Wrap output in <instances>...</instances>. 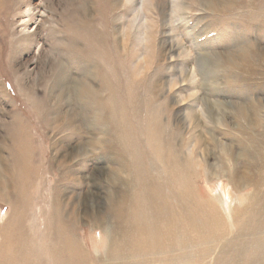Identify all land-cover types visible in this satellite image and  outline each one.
<instances>
[{"label": "rangeland", "instance_id": "rangeland-1", "mask_svg": "<svg viewBox=\"0 0 264 264\" xmlns=\"http://www.w3.org/2000/svg\"><path fill=\"white\" fill-rule=\"evenodd\" d=\"M245 55L255 68L243 67ZM263 118L264 0H0V264H53L47 223L55 194L63 212L68 202L77 209L82 264H264V169L253 149ZM18 136L38 177L24 187L12 164ZM238 171L247 189L231 181ZM149 188L173 232L157 251L128 245L114 253L104 235L111 213L101 223L99 213L112 192L145 201ZM144 201L131 213L151 210ZM202 212L222 218L214 250L209 242L219 237L191 225L206 223Z\"/></svg>", "mask_w": 264, "mask_h": 264}, {"label": "bare ground", "instance_id": "bare-ground-1", "mask_svg": "<svg viewBox=\"0 0 264 264\" xmlns=\"http://www.w3.org/2000/svg\"><path fill=\"white\" fill-rule=\"evenodd\" d=\"M30 11H31V8H29V11H28V13H30ZM251 57V56H250ZM232 59V58H231ZM233 60V59H232ZM244 60V62L243 63H245V66H243V67H246V64H252V62L253 61H251V59L249 60V56L248 55H245L244 57L242 56V61ZM253 65V64H252ZM229 67H230V65H229ZM253 66H251V67H246V68H248V69H250V68H252ZM260 67V66H259ZM253 68H255V67H253ZM234 70V69H233ZM196 74V69H192L191 70V75H195ZM235 93V92H234ZM195 98V97H194ZM198 99V98H197ZM204 101V100H203ZM254 102V101H253ZM207 104V103H206ZM204 105H205V103H204ZM198 108V107H197ZM244 108H245V106H244ZM199 109V108H198ZM250 109V108H249ZM211 109H209V106L208 107H205V108H201L200 109V112H201V114L205 117V119H208V114H210L211 113V111H210ZM239 110V109H238ZM251 111V110H250ZM253 111V110H252ZM238 112V111H237ZM240 112V111H239ZM247 112V111H246ZM248 112H249V110H248ZM231 113V112H230ZM215 114V113H214ZM250 114H251V112H250ZM191 115V114H190ZM226 115V114H225ZM243 115V114H242ZM199 116H201V115H199ZM253 116V115H252ZM210 117V116H209ZM215 117V116H214ZM246 117V116H245ZM248 117V116H247ZM229 118V117H228ZM190 119H191V116H190ZM190 119H188L189 121H191ZM195 119V118H194ZM214 119H216V118H214ZM222 119H224V118H222ZM240 119V118H239ZM246 119V118H245ZM248 119H249V117H248ZM264 119V118H263ZM202 120H204V119H202ZM196 121V120H195ZM228 121V120H227ZM251 121H252V119H251ZM194 122V121H193ZM208 122V121H207ZM221 122V121H220ZM245 122V121H244ZM243 122V123H244ZM191 123V122H190ZM196 123V122H195ZM209 123V122H208ZM219 123V122H218ZM238 123H239V121H234V126H237L238 125ZM247 123H249V122H247ZM251 123V122H250ZM69 124V123H68ZM204 124V123H203ZM217 124V123H216ZM220 124V123H219ZM253 124V123H252ZM263 124V123H262ZM156 125V124H155ZM211 125V124H210ZM225 125V124H224ZM158 126V125H157ZM157 126H155L156 128H157ZM193 126V125H192ZM204 126V125H203ZM212 126V125H211ZM232 126V125H231ZM213 127V126H212ZM226 127L227 128H230L228 125H226ZM240 127V126H239ZM244 128V127H243ZM243 128H241V129H243ZM154 129V128H153ZM232 129H233V127H232ZM232 129H229V130H232ZM238 129V128H237ZM216 130H219V128L218 129H216ZM223 131V130H222ZM225 132H227V131H225ZM228 134V133H227ZM229 135V134H228ZM233 135V134H232ZM238 135V134H237ZM22 136V135H21ZM154 137H156V136H154ZM209 137V136H208ZM231 137V136H230ZM15 138V137H14ZM115 138V137H114ZM207 138V137H206ZM232 138V137H231ZM234 138V137H233ZM262 138H263V140L262 141H260V142H258L257 143V145H254V143H253V149L255 150V151H257L258 152V157L257 158H255V162L254 163H256V167H258V168H263L264 169V153H261V154H259V151L260 150H262L263 149V144H264V133L262 134ZM154 139V138H153ZM225 139V138H224ZM237 139L238 138H236V141H237ZM18 140H21L22 141V143H20L19 141H18V144H17V141H16V138H15V143H16V145L14 146V149H13V151H12V157H14V161H13V166H14V170L16 171V178L19 180V182H21V186L22 187H24V186H27L28 185V182L32 179V178H34V177H32V175H31V169H29L28 168V163L26 162H24L25 160H26V158L27 157H29L28 156V144H27V139L26 138H19V136H18ZM209 140V139H208ZM211 141H213V140H211ZM215 141L217 142V140L215 139ZM124 142V141H123ZM238 142V141H237ZM93 143V142H92ZM235 143V142H234ZM231 144V143H230ZM78 145H80V144H78ZM247 145V144H246ZM245 145V146H246ZM86 146V145H85ZM127 146V145H126ZM232 146H233V144H232ZM16 147V148H15ZM87 147V146H86ZM91 147H93V146H91ZM122 147H123V145H122ZM131 147H133V145L131 146ZM194 147V146H193ZM227 147V146H226ZM195 148V147H194ZM228 148H229V146H228ZM75 149H77V148H75ZM86 149V148H85ZM123 149V148H122ZM125 149V148H124ZM131 149V148H130ZM154 149V148H153ZM191 149V148H190ZM233 149H234V147H233ZM233 149H227V153H229V155H232V157L233 158H235V151H233ZM12 150V149H11ZM102 150H104V147L102 148ZM134 150H135V148H134ZM133 150V151H134ZM142 150V149H141ZM83 150H82V148H81V152H82ZM86 151V150H85ZM126 151H127V149H126ZM139 151V150H138ZM251 151V149L248 151V153ZM75 152H76V150H75ZM80 151H78V153H79ZM84 152V151H83ZM109 152V151H108ZM130 152V151H129ZM135 152V151H134ZM141 151H139V153H140ZM191 152V151H190ZM193 152V151H192ZM204 152H205V150H204ZM214 152V151H213ZM224 152V151H223ZM222 152V153H223ZM252 152V151H251ZM77 153V152H76ZM110 153V152H109ZM119 153H121V152H119ZM128 153V152H127ZM245 153H247V151H245ZM123 154V153H122ZM125 154V153H124ZM133 154V153H132ZM131 153H130V155H132ZM135 154V153H134ZM140 154H142V152L140 153ZM201 154V153H200ZM220 154V153H219ZM224 154V153H223ZM81 155V154H80ZM126 155V154H125ZM259 155H262V157H260ZM1 156V155H0ZM118 156V155H117ZM120 156V155H119ZM128 156V155H127ZM144 156H146V155H144ZM152 156H153V154H152ZM197 156V155H196ZM148 158L147 159H149V157L150 156H147ZM154 157V156H153ZM160 157V156H159ZM202 157H203V155H202ZM200 158V157H199ZM99 159V158H98ZM103 159V158H102ZM111 159V158H110ZM141 159V158H140ZM157 159V158H156ZM2 160V159H1ZM12 160H13V158H12ZM101 160V159H100ZM146 160V159H145ZM159 160V159H158ZM28 161V160H27ZM112 161H113V159H112ZM112 161H111V163H112ZM156 161V160H155ZM2 162V161H1ZM116 162V161H115ZM143 162V161H142ZM142 162H141V164H142ZM151 162V161H150ZM173 162V161H172ZM121 163V162H120ZM134 163H135V160H134ZM137 164H138V161L136 162ZM140 163V162H139ZM144 163H146L145 161H144ZM152 163H154L153 161H152ZM136 164V167H138L139 165H137ZM31 165V164H30ZM146 165V164H145ZM154 165H155V163H154ZM127 166V165H126ZM143 166V165H142ZM157 166V165H156ZM30 167V166H29ZM131 167H132V165H131ZM140 167V166H139ZM150 167V165H149V163H148V165H147V168H149ZM152 167V166H151ZM142 168V167H141ZM155 168V167H154ZM248 168V167H247ZM34 169V168H33ZM132 169V168H131ZM136 169V168H135ZM140 168H138L137 170H139ZM145 169H146V166H145ZM155 169H157V167L155 168ZM14 170H13V172H14ZM71 170V169H70ZM113 170V169H112ZM123 170V169H122ZM142 170V169H141ZM147 170V169H146ZM148 170H150V169H148ZM34 175H35V173H38V171H39V168L37 169V168H35L34 170ZM124 171H127V170H124ZM151 171V170H150ZM7 172V171H6ZM123 172V171H122ZM129 172V171H128ZM127 172V173H128ZM135 172H137V171H135ZM187 172V171H186ZM263 172H264V170H263ZM263 172H262V174H263ZM3 173H5L4 171H3ZM116 173V172H115ZM118 173V172H117ZM126 173V174H127ZM140 173H142V172H140ZM149 173H152V171L151 172H149ZM154 173V172H153ZM188 173V172H187ZM195 173V172H194ZM194 173L192 174V175H194ZM9 174H10V172H9ZM67 174V173H66ZM70 174V173H69ZM109 174V173H108ZM111 174V173H110ZM121 174V173H120ZM130 174V173H129ZM134 174H136V173H134ZM72 175V174H71ZM117 175V174H116ZM119 175V174H118ZM137 175V174H136ZM246 174L243 172V171H238V172H236V173H233L232 175H230L229 177H230V179H231V177L233 178L231 181L236 185V186H240L242 189H247V185L245 184V181H243L244 179H245V176ZM69 176V175H68ZM96 176V175H95ZM153 176V175H152ZM252 176H254L253 174H252ZM94 177V176H93ZM120 177V176H119ZM122 177V176H121ZM155 177V176H154ZM190 177V176H189ZM36 179L38 178V177H35ZM95 178V177H94ZM112 178V177H111ZM140 178V177H139ZM155 178H157V177H155ZM63 179V178H62ZM70 179V178H69ZM107 179V178H106ZM110 179V178H109ZM119 179V178H118ZM151 179H153V177L151 178ZM222 179V178H221ZM4 180V179H3ZM98 180V179H97ZM120 180V179H119ZM139 180H141V179H139ZM156 180V179H155ZM154 180V181H155ZM64 181H66L65 179H64ZM71 181V180H70ZM96 181V180H95ZM99 181V180H98ZM152 181V180H151ZM189 181V180H188ZM239 181H242L241 183H240V185H239ZM2 182V181H1ZM122 183H124V184H127V183H129V179L128 178H125V179H123L122 181H121ZM141 182V181H140ZM142 182H143V180H142ZM141 182V183H142ZM9 183V182H8ZM98 183H100V182H98ZM121 183V184H122ZM161 183V182H160ZM247 183V182H246ZM253 183V182H252ZM4 184V183H3ZM96 185H97V183H95ZM112 184H114V183H112ZM135 184V183H134ZM151 184V183H150ZM149 184V185H150ZM110 185V184H109ZM116 185V184H115ZM137 185V184H136ZM139 185V184H138ZM155 185V184H154ZM231 185H232V183H231ZM99 186V185H98ZM111 186V185H110ZM10 187V186H9ZM138 187V186H137ZM142 187V186H141ZM147 187V186H146ZM156 187V186H155ZM155 187H154V189H155ZM165 187V186H164ZM163 187V189H165ZM184 187V186H183ZM113 188V187H112ZM114 188H115V186H114ZM153 188V187H152ZM157 188V187H156ZM161 188V187H160ZM181 188V187H180ZM256 188H258V186H254V189H256ZM24 191H26L25 189H27V188H22ZM118 189V188H117ZM174 188H172V190H173ZM185 189V188H184ZM238 189V188H237ZM249 189V188H248ZM3 190V189H2ZM91 190V189H90ZM99 190V189H98ZM116 190V189H115ZM140 190H142V188L140 189ZM149 190V192H150V195H151V197L149 196V195H145L146 197H147V199H145V201L144 200H142V201H140V199L139 198H141L139 195H137V194H132V192H131V195L129 196L128 195V193L127 192H119V191H115V192H112V193H115V195L114 196H112V197H110L108 200L110 201V206L108 207V209H106L105 208V210H103V212L101 213H99V216L101 215V217L100 218H97V220H98V222H100L101 223V221H102V218H107V217H109V215L107 214V210H108V213H111V216H110V218H109V220H110V227H107V231H105L104 232V235H105V239H107V242L109 241L110 242V244H111V247H113L114 246V253H118V254H124V252H125V250L127 249L126 248V246H128V245H132V246H137V245H142V246H149V249H155V251H157L156 249L157 248H160V246L163 244L162 243V236H169L170 235V233L169 232H173L172 231V229H171V221L172 220H170V218H169V215H167L168 217H165V213H163V212H165V211H160V209H158L157 207H156V205H157V203H158V197H154L156 194H158V193H154L155 195H153V192H152V190L149 188L148 189ZM157 189H155V191H156ZM171 190V191H172ZM181 190V189H180ZM236 190V189H235ZM239 190V189H238ZM250 190V189H249ZM89 191V190H88ZM92 191V190H91ZM114 191V190H113ZM165 191V190H164ZM175 191V190H174ZM177 191V190H176ZM175 191V192H176ZM186 191V190H185ZM184 191V192H185ZM86 192V191H85ZM187 192V191H186ZM243 192V191H242ZM3 192H0V194L2 195V196H5L4 194H2ZM63 193V192H62ZM72 193H73V191H72ZM77 193V192H76ZM86 193H88V192H86ZM135 193V192H134ZM139 193H141L142 194V192L141 191H139ZM171 193V192H170ZM177 193L179 194V192L177 191ZM176 193V194H177ZM223 194L221 195V199H220V201H221V203L223 204V205H225L226 204V197H225V193L224 192H222ZM28 193L27 192H22V193H20L19 195H21V198H20V200H19V202H23V203H26L27 202V199H26V195H27ZM74 194V193H73ZM92 194V193H91ZM94 194V193H93ZM92 194V195H93ZM109 194V193H108ZM166 194H167V192H166ZM178 194H177V196H178ZM0 195V196H1ZM23 195V196H22ZM70 195V194H69ZM110 195V194H109ZM171 195V194H170ZM184 195H186V194H184ZM52 196H54L53 197V201H52V203H51V208H50V211H49V217H48V223H47V226L48 227H50V229H49V234L51 235V239H49L50 241H51V244H50V246H49V252H50V257H51V259H52V263L53 264H82L84 261H85V259H86V255L84 254V252H83V250H82V246H81V244H82V242H81V240H80V238H78V234H77V231L80 229V222H79V217H78V214H77V209H75L74 208V206H72L71 204H70V202H68V204H66L65 205V211L63 212L61 209H60V207L61 208H63V204L61 205V204H58L57 202H59L58 200H57V196H58V194H55V195H52ZM75 196H78V194L77 195H75ZM108 196V195H107ZM144 196V197H145ZM172 196V195H171ZM170 196V197H171ZM231 196V195H230ZM253 196V195H252ZM61 197V196H60ZM96 197V196H95ZM162 197V196H161ZM160 197V198H161ZM169 197V196H168ZM186 198H187V195L185 196ZM46 198V197H45ZM68 198V197H67ZM66 198V199H67ZM70 199H73V197H69ZM82 198H84V197H82ZM163 198V197H162ZM237 198V197H236ZM242 198H244V197H242ZM247 198H248V196H247ZM75 199V198H74ZM76 199H78L79 200V196L76 198ZM96 199V198H95ZM172 199V198H171ZM241 199V198H240ZM253 199V198H252ZM262 199V198H261ZM183 200V199H182ZM191 200V199H190ZM198 200V199H197ZM146 202L147 204L149 203V202H151V201H153V203H150L149 204V206H150V208H151V210H147V211H145L144 212V214L142 215L143 217L141 218V216H137L136 215V212H133V213H131L133 210L134 211H141L140 209H139V205H142V202ZM168 201V200H167ZM170 201V200H169ZM180 201V200H179ZM179 201L177 200V203L179 204ZM233 201V200H232ZM237 201V200H236ZM66 202V201H65ZM74 202H76L75 200H74ZM162 202H163V200H162ZM161 202V203H162ZM173 202H175V201H173ZM196 202V201H195ZM237 202H239V201H237ZM241 202H242V200H241ZM244 202V201H243ZM242 202V203H243ZM261 202V201H260ZM16 203H18V200H16ZM60 203V202H59ZM72 204H74L73 202H71ZM160 203V204H161ZM171 202H169V204H170ZM176 203V202H175ZM185 203H188V201L187 202H185ZM190 203V202H189ZM197 203V202H196ZM228 203V202H227ZM250 203V202H249ZM195 204V203H194ZM264 204V203H263ZM61 205V206H60ZM75 205V204H74ZM95 205H96V203H95ZM166 204L164 203V206H165ZM173 205V204H172ZM189 205V204H188ZM208 205V204H207ZM239 205V204H238ZM241 205V204H240ZM60 206V207H59ZM160 206V205H159ZM192 206V205H191ZM249 206V205H248ZM257 206V205H256ZM76 207H77V205H76ZM85 207V206H84ZM95 207V206H94ZM107 207V206H106ZM163 207V206H162ZM173 207V206H172ZM175 207H176V205H175ZM186 207H188V206H186ZM201 207V206H200ZM223 207H225V206H223ZM229 207V206H228ZM69 208V209H68ZM78 208V207H77ZM93 208V207H92ZM144 208V207H143ZM142 207H141V209H142V211L144 210ZM191 208V207H190ZM193 208V207H192ZM202 208L203 207H201V210H202ZM207 207H205V209H206ZM247 208V207H246ZM249 208V207H248ZM146 209V208H145ZM167 209V208H166ZM184 209H185V207H184ZM200 209V208H199ZM215 209V208H214ZM213 209V210H214ZM224 209V208H223ZM226 209V208H225ZM229 209V208H228ZM262 209V208H261ZM162 210V209H161ZM168 210V209H167ZM193 210V209H192ZM247 210V209H246ZM96 211V210H95ZM183 211V210H182ZM186 211H188V210H186ZM203 211V210H202ZM205 211V210H204ZM248 211H250V210H248ZM79 212V211H78ZM91 212H93V209H88L87 210V207H86V210H85V214H87L86 216H88V217H93V215H96V214H91ZM167 212V211H166ZM175 212V211H174ZM131 213V214H130ZM143 213V212H142ZM169 213V212H168ZM184 213H185V211H184ZM194 213V212H193ZM191 214V215H195V213L194 214ZM214 213V212H213ZM229 213H230V211H229ZM232 213V212H231ZM236 213V212H235ZM107 214V215H106ZM170 214V213H169ZM189 214V213H188ZM187 214V215H188ZM198 214V216H199V220L201 221V219L200 218H206V217H209V216H207V215H204L203 214V212L202 213H197ZM206 214H207V212H206ZM210 214H212V212L210 213ZM114 215V216H113ZM126 215V216H125ZM171 215V214H170ZM190 215V216H191ZM227 215V214H226ZM106 216V217H105ZM128 216H130V221L129 222H127V223H124V222H122L121 220L122 219H126ZM96 217H98V215L96 216ZM171 217V216H170ZM174 217V216H173ZM263 217V216H262ZM95 218V217H94ZM196 218V217H195ZM220 218H221V215H220V217H219V214L217 215H213L212 217H209V218H207L206 220V223L204 224V225H202V224H195L194 222H195V219H194V222H192L193 220V217H192V219H191V217H190V219L192 220V221H190V222H192L191 223V225L193 226V228L197 231V229L199 228L200 230H201V232L200 233H202V228H203V232H206L209 236H212V237H219V239L218 240H216V238H213V239H215L213 242H209V243H212V244H210L209 245V247H210V249H213L214 250V248H215V244L220 240V237L223 235V231H222V229L221 228H219V226H218V223H219V220H220ZM163 219H165L164 221H162ZM174 219V218H173ZM244 219V218H243ZM97 220H96V222H97ZM106 220V219H105ZM128 220H129V218H128ZM221 220H222V218H221ZM230 220V219H229ZM238 220V219H237ZM162 221V222H161ZM196 221H198V219L196 220ZM104 222V221H103ZM122 222V223H121ZM173 222V221H172ZM179 222V221H178ZM230 222V221H229ZM242 222V221H241ZM240 222V220H239V224L241 223ZM261 222V221H260ZM197 223V222H196ZM198 223H199V221H198ZM232 223V222H231ZM104 224V223H103ZM220 224V223H219ZM99 225V224H98ZM261 225V224H260ZM91 226V225H90ZM105 226V225H104ZM195 227H197V229L195 228ZM85 228V227H84ZM83 228V229H84ZM95 228H98V227H95ZM105 229V228H104ZM247 229V228H246ZM85 230V229H84ZM194 230V231H195ZM176 231V230H175ZM174 231V232H175ZM179 232V231H178ZM177 233V232H176ZM183 233V232H182ZM194 233V232H193ZM192 235H194V234H192ZM225 235V234H224ZM223 235V236H224ZM181 236V235H180ZM174 236H172V237H170V240H173L172 238H173ZM194 237V236H193ZM193 237H192V239H193ZM205 237V236H204ZM202 238V236H200V235H196V240H198V243L197 244H199V240ZM222 238V237H221ZM187 239V238H186ZM186 239H185V241H186ZM189 240V239H188ZM196 240H195V242H196ZM205 240V239H204ZM207 240V239H206ZM212 240V239H211ZM202 241V240H201ZM105 242V241H104ZM171 242V241H170ZM131 243V244H130ZM160 243H162L161 245H160ZM187 243V242H186ZM191 243V242H190ZM208 243V244H209ZM165 244H166V242H165ZM179 244H180V242H179ZM192 244V243H191ZM195 245H196V243H194ZM160 245V246H159ZM184 245V244H183ZM204 245V244H203ZM205 245H207V244H205ZM107 246H108V244H107ZM191 246V245H190ZM193 246V245H192ZM198 246V245H197ZM202 246V245H201ZM84 247V246H83ZM109 247H110V245H109ZM138 247V246H137ZM184 247V246H183ZM223 247V246H222ZM165 248V247H164ZM164 248H163V250H164ZM180 248H182L181 246H180ZM187 248V247H186ZM190 248V247H189ZM193 248V247H192ZM198 248V247H197ZM85 249V248H84ZM138 249V248H137ZM175 249H176V247H175ZM85 251H86V249H85ZM129 251V250H128ZM176 251V250H175ZM175 251H173V252H175ZM137 252H139V251H137ZM147 252H149L150 253V251H148V249H147ZM153 252V251H152ZM159 252V251H158ZM140 253V252H139ZM141 253H142V250H141ZM144 253V252H143ZM154 253V252H153ZM88 254V253H87ZM113 254V253H112ZM129 254V253H128ZM134 254H136V251H135V253ZM148 254V253H147ZM21 255V254H20ZM127 255V254H126ZM143 255V254H142ZM88 256V255H87ZM136 256H137V254H136Z\"/></svg>", "mask_w": 264, "mask_h": 264}]
</instances>
